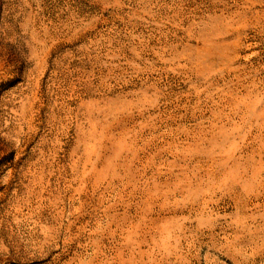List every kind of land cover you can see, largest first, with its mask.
I'll list each match as a JSON object with an SVG mask.
<instances>
[{"label":"rangeland","instance_id":"1","mask_svg":"<svg viewBox=\"0 0 264 264\" xmlns=\"http://www.w3.org/2000/svg\"><path fill=\"white\" fill-rule=\"evenodd\" d=\"M0 264H264V0H0Z\"/></svg>","mask_w":264,"mask_h":264}]
</instances>
